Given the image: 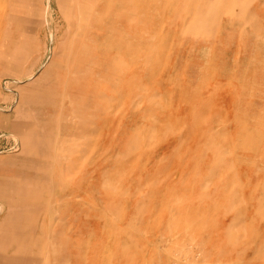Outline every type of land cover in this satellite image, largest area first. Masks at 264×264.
<instances>
[{
    "label": "rangeland",
    "instance_id": "rangeland-1",
    "mask_svg": "<svg viewBox=\"0 0 264 264\" xmlns=\"http://www.w3.org/2000/svg\"><path fill=\"white\" fill-rule=\"evenodd\" d=\"M0 264H264V0H0Z\"/></svg>",
    "mask_w": 264,
    "mask_h": 264
},
{
    "label": "crops",
    "instance_id": "crops-1",
    "mask_svg": "<svg viewBox=\"0 0 264 264\" xmlns=\"http://www.w3.org/2000/svg\"><path fill=\"white\" fill-rule=\"evenodd\" d=\"M25 163L28 164V165L25 166V168H27V169H35V167L37 166L36 164H34V162L31 164V162L29 161V159ZM64 168L66 169L67 168V165L65 166L62 163H60L59 165L57 164L56 167L54 168V177H53V180L55 182L58 183V180H60V183H62L61 179H63V174H62L61 170H63ZM51 178H52V176H51ZM52 196H54L55 198L57 197L56 194H52ZM55 198H53V200H55Z\"/></svg>",
    "mask_w": 264,
    "mask_h": 264
}]
</instances>
